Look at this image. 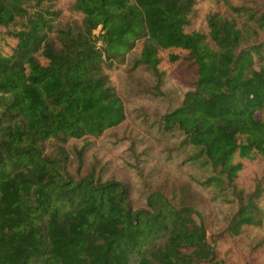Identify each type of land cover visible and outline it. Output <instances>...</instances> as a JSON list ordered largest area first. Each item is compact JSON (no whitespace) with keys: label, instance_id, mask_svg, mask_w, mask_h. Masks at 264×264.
<instances>
[{"label":"trees","instance_id":"1","mask_svg":"<svg viewBox=\"0 0 264 264\" xmlns=\"http://www.w3.org/2000/svg\"><path fill=\"white\" fill-rule=\"evenodd\" d=\"M195 1L70 0L65 16L60 0H0V264L217 262L191 205L154 190L148 208H133L126 183L66 168L70 137L124 119L109 70L127 52L157 81L184 59L195 86L164 126L182 130L206 181L236 192L227 230L248 220L261 181L245 195L240 180L248 161L264 160V53L247 41L264 31V0L227 1L205 28L193 24Z\"/></svg>","mask_w":264,"mask_h":264},{"label":"rangeland","instance_id":"2","mask_svg":"<svg viewBox=\"0 0 264 264\" xmlns=\"http://www.w3.org/2000/svg\"><path fill=\"white\" fill-rule=\"evenodd\" d=\"M60 1L63 14L70 15V0ZM227 1L243 0H196L194 26L205 28L207 13L225 9ZM99 30L100 26L94 31ZM253 41L263 43L264 53V31L250 37L247 43ZM137 55L135 49L130 50L123 62L109 70L123 101L124 119L99 136L70 137L65 144L68 172L77 177L93 171L101 180L113 178L126 183L130 203L137 209L148 208L147 195L160 190L176 207L188 204L195 209L193 216L203 223L206 240L215 246V264H264V160L245 164L240 180L244 193L251 189L254 179L261 181L262 193L256 206L243 214L248 220L239 221L234 231H228L240 205L236 192L229 186L206 181L211 172L198 159H188L194 149L182 142V130L164 126L163 115L179 106L185 92L195 86L193 65L181 59L157 81L148 65L134 64ZM261 61L264 63V56ZM82 145L85 146L78 153ZM54 151L52 145L47 147V152Z\"/></svg>","mask_w":264,"mask_h":264}]
</instances>
